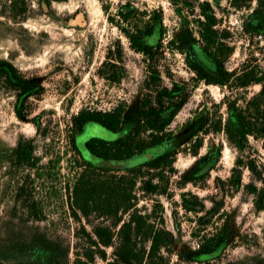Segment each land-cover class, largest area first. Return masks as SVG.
Instances as JSON below:
<instances>
[{
    "label": "rangeland",
    "instance_id": "374dc122",
    "mask_svg": "<svg viewBox=\"0 0 264 264\" xmlns=\"http://www.w3.org/2000/svg\"><path fill=\"white\" fill-rule=\"evenodd\" d=\"M202 3L210 5L215 29L229 32L232 53L227 58L219 54L222 66L233 75L229 87L195 84L183 55L167 49L180 32L176 9L187 19L188 29L196 32ZM256 6L254 0H0V60L41 88L38 98L18 106V116L16 92L0 85V264H75L81 227L91 233V226L107 224L94 214L74 217L70 198L74 179L85 168L80 154L89 155L84 144L92 138L114 141L117 134L88 123L75 134L74 149L69 140L75 133L72 119L82 110L128 108L141 99L149 76L145 58L130 47L119 27L136 33L152 24L155 12L166 29L159 64L162 85L175 82L184 89L168 131L178 137L201 111L209 133L197 156L190 151L177 155L165 195L141 191V180L137 181V208L168 237L161 252L163 264H264V186L256 174L263 173L264 139H249L238 152L222 131L214 132L215 121L227 119V105L244 107L261 91L260 84L238 88L235 80L247 70L264 81L256 57L258 34L242 30ZM204 65L211 74L210 66ZM19 142L31 152L27 162L16 153ZM166 148L150 149L129 162L136 164ZM210 152L220 155L208 175L181 187L182 176L195 160ZM225 225L227 240L216 259L187 262V253L197 248L203 235ZM112 251L113 247L105 249L107 258H112ZM92 264L105 262L95 258Z\"/></svg>",
    "mask_w": 264,
    "mask_h": 264
},
{
    "label": "trees",
    "instance_id": "16d2710c",
    "mask_svg": "<svg viewBox=\"0 0 264 264\" xmlns=\"http://www.w3.org/2000/svg\"><path fill=\"white\" fill-rule=\"evenodd\" d=\"M44 1L50 3L66 0ZM240 1L243 3L246 0ZM254 1L256 10L243 21L242 30L249 34L264 35V0ZM199 8L202 20L198 21L200 26L196 32L188 29L187 19L176 9L181 19L180 32L175 39L169 40L167 49L183 55L184 64L193 74L192 80L195 84L202 82L206 85L229 87L233 75L222 66L219 59L221 52L223 58L232 53L227 41L229 32L215 29L217 19L211 13L208 3L199 4ZM151 20V25L137 30L136 33L119 27L130 47L145 58L149 76L141 99L128 108L118 107L111 111L82 110L72 119L75 133L70 135L69 140L74 149H77L75 134L81 132L88 123L97 124L117 134L114 141L96 138L88 140L84 147L89 155L84 157L80 154L85 168L74 179L70 209L76 218L77 214L84 217L94 214L105 219L107 224L91 226V233L81 227L82 241H76L74 245L75 264H92L95 258L105 264H163L165 259L161 252L168 246V237L163 229L155 226L149 215L139 212L137 205L140 200L135 193L137 181L141 180V191L151 195H165L170 176L176 171L174 163L177 155L190 151L191 155L197 156L204 136L209 133L206 127L207 117L201 111H197L186 122L178 137L168 131L180 109L184 89L175 82L170 87L162 85L159 64L164 58L163 40L166 29L159 12H155ZM216 38L222 41H216ZM120 50L118 46L119 56ZM204 63L210 66L211 74L206 71ZM235 80L238 88L260 84L261 91L246 101L244 107L236 102L227 105V119L223 123L219 117L215 121L214 132L222 131L227 141L238 152H242L249 139H264V81L262 77H256L254 71L247 70ZM0 85L6 90L16 92L18 116V106L31 98H38L41 90L37 82L28 81L5 60H0ZM123 128H126L125 132H122ZM162 146L167 148L149 159L136 164L129 162L135 155ZM16 153L22 161L31 159V152L24 147L23 142H19ZM219 155V152L215 155L210 152L199 156L182 176L180 186L197 184L203 180ZM249 170L258 171L256 167H250ZM262 171L263 173L256 174L264 186V166ZM125 215L127 220H123ZM227 235L226 225L216 229L215 233L203 235L197 248L187 253V262L205 263L216 259ZM112 247V258H107L105 249ZM94 248H97V252Z\"/></svg>",
    "mask_w": 264,
    "mask_h": 264
},
{
    "label": "built area",
    "instance_id": "2783aa9c",
    "mask_svg": "<svg viewBox=\"0 0 264 264\" xmlns=\"http://www.w3.org/2000/svg\"><path fill=\"white\" fill-rule=\"evenodd\" d=\"M254 38L259 45V50L256 54V57L258 58L257 64L264 70V35L258 34Z\"/></svg>",
    "mask_w": 264,
    "mask_h": 264
}]
</instances>
